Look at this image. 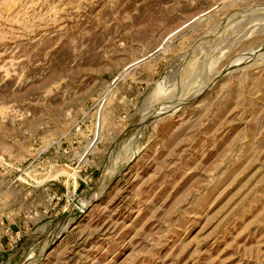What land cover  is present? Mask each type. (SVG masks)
<instances>
[{
	"label": "rangeland",
	"instance_id": "374dc122",
	"mask_svg": "<svg viewBox=\"0 0 264 264\" xmlns=\"http://www.w3.org/2000/svg\"><path fill=\"white\" fill-rule=\"evenodd\" d=\"M0 264H264V0H0Z\"/></svg>",
	"mask_w": 264,
	"mask_h": 264
},
{
	"label": "bare ground",
	"instance_id": "6f19581e",
	"mask_svg": "<svg viewBox=\"0 0 264 264\" xmlns=\"http://www.w3.org/2000/svg\"><path fill=\"white\" fill-rule=\"evenodd\" d=\"M182 103V102H181ZM176 107V106H175ZM169 107H167V108H165V109H168ZM170 110H167V111H162L161 113L162 114H164V113H166V112H168V113H173L174 111H175V109H174V107L172 108H169ZM154 114H156V111L155 112H153ZM153 114H151L150 116H152ZM149 116V115H148ZM147 117V116H146ZM147 119H148V117H147ZM149 120V119H148ZM142 122H144V121H142ZM139 149V148H138ZM140 150V149H139ZM137 152H138V150H134V155L135 154H137ZM106 170V169H105ZM115 175L113 174H109V173H107V172H105V174L103 175V177L101 176L96 182H95V184H94V187L95 188H97V190L99 189V191H98V193H97V195H95L94 197H93V199H90V200H85V201H82L79 205H78V210L80 209V210H83V212L81 213V214H83L84 213V211L86 210V208L89 206V204H91V202L92 201H94L96 198H98L100 195H102L103 194V191L109 186V184L111 183V181L113 180V177H114ZM102 193V194H101ZM100 194V195H99ZM92 198V197H91ZM90 202V203H89ZM77 217V216H76ZM76 217H74V216H71V215H69L68 214V216L65 218V220L63 221V223H62V226H65V225H68L69 223H72V224H74V223H76L78 220H79V216L76 218ZM71 224V225H72ZM62 229V228H61ZM60 236V235H59ZM58 236V237H59ZM58 237H56L53 241H51V243H50V245L48 246V248L54 243V241H56L57 240V238ZM46 246V245H45ZM47 247V246H46ZM47 248V249H48ZM45 249V248H44ZM46 249V250H47ZM46 250L43 252V254L46 252ZM42 254V255H43Z\"/></svg>",
	"mask_w": 264,
	"mask_h": 264
},
{
	"label": "water",
	"instance_id": "95a60500",
	"mask_svg": "<svg viewBox=\"0 0 264 264\" xmlns=\"http://www.w3.org/2000/svg\"><path fill=\"white\" fill-rule=\"evenodd\" d=\"M88 207H89V206H88ZM85 212H86V210L84 211V213H85ZM84 213L78 215V216H79V220L83 217ZM79 220H78V221H79ZM78 221H77V222H78ZM77 222H76V223H77ZM50 247H51V246H50ZM50 247H49V248H50ZM49 248H48V249H49ZM48 249L46 250V252H45L41 257H43V256L47 253Z\"/></svg>",
	"mask_w": 264,
	"mask_h": 264
},
{
	"label": "crops",
	"instance_id": "0c3cea01",
	"mask_svg": "<svg viewBox=\"0 0 264 264\" xmlns=\"http://www.w3.org/2000/svg\"><path fill=\"white\" fill-rule=\"evenodd\" d=\"M48 186H49V184H48ZM45 193L47 192V186L45 187V189L43 190Z\"/></svg>",
	"mask_w": 264,
	"mask_h": 264
}]
</instances>
